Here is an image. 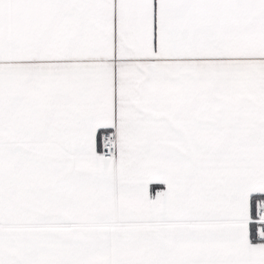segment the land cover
<instances>
[{
    "label": "snow or ice",
    "instance_id": "obj_1",
    "mask_svg": "<svg viewBox=\"0 0 264 264\" xmlns=\"http://www.w3.org/2000/svg\"><path fill=\"white\" fill-rule=\"evenodd\" d=\"M0 264H264V0H0Z\"/></svg>",
    "mask_w": 264,
    "mask_h": 264
}]
</instances>
